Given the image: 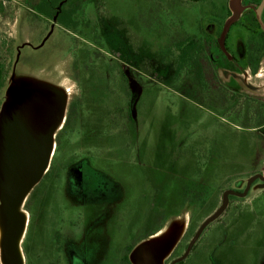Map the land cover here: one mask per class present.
I'll use <instances>...</instances> for the list:
<instances>
[{
	"label": "rangeland",
	"instance_id": "374dc122",
	"mask_svg": "<svg viewBox=\"0 0 264 264\" xmlns=\"http://www.w3.org/2000/svg\"><path fill=\"white\" fill-rule=\"evenodd\" d=\"M236 1L244 6L254 0ZM234 4L0 0V112L12 91L24 86L54 89L64 100L46 173L53 164L68 167L31 199L45 173L22 200L23 264L30 262L28 254L32 264H72L73 253L83 264H127L129 245L135 246L131 263L146 264L138 251L161 240L170 244L168 260L180 257L228 190L235 194L186 262L264 264V59L256 74L248 64L239 71L215 46L221 86L241 101L231 102L224 91L213 94V76L203 60V68L191 63L168 81L178 45L204 34H214L218 43L227 6L237 12ZM247 39L248 32L234 25L224 43L244 61ZM127 75L142 90L134 119ZM201 77L204 87L196 81ZM176 161L188 167H174ZM83 164L98 181L86 191L79 184ZM152 177L162 185L153 205L144 197ZM0 223L5 226L1 215ZM180 240L182 248L173 254ZM0 264H6L1 243Z\"/></svg>",
	"mask_w": 264,
	"mask_h": 264
},
{
	"label": "water",
	"instance_id": "95a60500",
	"mask_svg": "<svg viewBox=\"0 0 264 264\" xmlns=\"http://www.w3.org/2000/svg\"><path fill=\"white\" fill-rule=\"evenodd\" d=\"M235 0L234 8L239 12ZM264 7V0L259 9ZM262 27L264 24L261 21ZM236 12L225 25L222 41ZM64 108L61 93L41 86H24L12 91L0 113V215L4 231L0 239L3 259L6 264H23V254L18 238L25 226V214L19 211L27 192L36 185L48 169L53 148L54 126ZM230 191L224 194L220 208L198 229L190 242L185 257L204 229L216 220L228 206ZM170 244L146 243L138 254L146 264H163Z\"/></svg>",
	"mask_w": 264,
	"mask_h": 264
},
{
	"label": "flooded vegetation",
	"instance_id": "af4514ba",
	"mask_svg": "<svg viewBox=\"0 0 264 264\" xmlns=\"http://www.w3.org/2000/svg\"><path fill=\"white\" fill-rule=\"evenodd\" d=\"M262 1L263 0H254L251 3V5L246 4L244 6H240L239 4H237V6L239 7L240 10H239V12H236L237 18L230 26V28H231L232 26L237 25V26L244 28L248 32V39L246 41L247 52H246V55L244 56L245 57L244 61H242V59H240V57L237 55L235 50H233L232 48L229 47L227 42L224 43L225 42L224 39L227 38V35H228L230 28H229L227 34L225 35V37L222 41L223 31H224L225 25L227 24L226 20L229 21V19L235 13V12L232 13V9L230 8V6H227L229 15L226 18V20L222 26V29L220 30L221 32H220V38L218 40V43L216 41L217 39H216V36H214V34L213 35L212 34H209V35L204 34L202 36V38L195 40V43H194V46H195L194 47V54H195V61L197 63V68L201 67V65L199 63L202 62V60L204 62L206 61L204 64H206L207 67L209 68V71H211V75L213 76V81L214 80L217 81L216 77L218 78L219 87L217 88V91H216V87L211 86L212 92L215 93V91L218 92L220 90H221V92L224 91L225 92L224 94H229L231 96V99H232L231 102H236L238 100L241 101L243 99L240 96L232 97L233 94H231L232 93L231 90L225 85L221 86V83H222L221 82V76H222L223 72L220 70L221 69L220 63L218 61L219 55L218 54L215 55L214 48H215V46H217V44H219L218 48L220 50V53H222L227 58L228 61L232 62L235 66H237L239 71H242L244 69V67H245L244 64H248V68L250 69L251 73L254 72L253 70L255 68H258V65L260 66L261 63L263 62V59H264V34L261 33V30L264 32V28L262 27L261 22H260L259 17H258V14H260V17H261L260 19L264 24V7L261 9V11L259 13V9H260V6L262 4ZM256 20H257L258 24L260 25V28H261L260 30L257 27H255V21ZM226 68H228L226 66V64L223 65V69H226ZM229 71L234 72L231 70H229ZM254 73L256 74V72H254ZM237 74H240V73H237ZM238 95H241V94H238ZM227 99L231 100L229 97ZM2 107H3V105H2ZM228 191H230V194H229V200H230V196L234 195L235 192L233 190H228ZM244 194H245V192H244ZM185 235L186 234H184V237H185ZM190 242L188 243L186 250H188ZM182 245H183V241L180 240V242L177 244V247L175 248L176 250H174L172 253L174 254L175 251L179 250V248H182ZM193 246H192L191 250L194 248ZM191 250L189 251V253L185 257H183V256L186 254V252L182 253V255L180 257L171 258V260H168V256H169L168 255L167 257L164 258L163 264H189L188 262H186V259H188V256H189Z\"/></svg>",
	"mask_w": 264,
	"mask_h": 264
},
{
	"label": "trees",
	"instance_id": "16d2710c",
	"mask_svg": "<svg viewBox=\"0 0 264 264\" xmlns=\"http://www.w3.org/2000/svg\"><path fill=\"white\" fill-rule=\"evenodd\" d=\"M70 14V13H69ZM255 27H257L259 30L261 29L260 28V25L258 24V22H257V20L255 21ZM221 30V29H220ZM261 33L262 34H264V32L261 30ZM209 38V37H208ZM207 39V38H206ZM194 43H195V40L193 41V40H191L190 38L188 39V40H185V41H183L182 43H180V45H178V48L180 49V51H179V54H174V56H176V58H177V60H175V67H174V74L172 75V76H169L168 77V81H170V83H172V80H174L175 78H178V76L180 77V74H181V72L183 71V69H184V67L185 66H189L191 63H196V61H195V54H194ZM202 47V46H201ZM173 56V57H174ZM175 58V57H174ZM202 67V66H201ZM200 67V68H201ZM203 68V67H202ZM257 68H255V70H256ZM3 65L2 64H0V87H2V85H3V83H4V77H3ZM201 73V72H200ZM200 76V75H199ZM126 78V90H128V96L130 97V99H129V101H128V107H129V110H130V116H131V118L132 119H134V116H135V114H136V111H137V109H138V107H137V104H138V99L140 98V96H141V87H140V85H139V83L138 82H136V81H134L133 80V78L132 77H130V76H126L125 77ZM216 79H217V81H213V79H210V81H211V86L213 87V86H215L216 87V91H217V88L219 87V81H218V78L216 77ZM202 77H201V79L200 78H197L196 79V81H198V83L200 84L199 86H201V87H204L203 85H205L202 81ZM210 86V85H209ZM215 91V93H213L214 95H216V96H219V92H221V90L220 91H218V92H216ZM74 113H75V104L73 103L72 105H71V107H70V110H69V115L67 116V119H66V121H65V124H64V127H68L69 126V124H70V122H71V119H72V116L74 115ZM262 115H264V111H263V113H262ZM264 117V116H263ZM264 119V118H263ZM263 122V121H262ZM262 122H261V124H262ZM262 125H264V123L262 124ZM264 129V128H263ZM60 144V143H59ZM186 163H184V165H185ZM187 165V166H186ZM185 165V167L184 166H182V165H180L177 161H176V165H173L174 167H180V168H182V169H184V168H187L188 167V163ZM68 166H66V165H64V166H62V168L61 167H56L54 164L50 167V169L48 170V172L46 173V175H45V178L42 180V182L40 183V185L36 188V190L33 192V194H32V197H31V199L38 193V192H40V190L44 187V185H47V184H49L51 181H52V179H53V176H54V174H56V173H58L59 172V170H63V169H65V168H67ZM80 167V185L82 186V189H84L85 191H86V189H88L89 188V186H90V184H92L93 182H95L94 183V185L96 186V183L98 182L97 181V177H96V175H97V173L94 171V172H91V170H89V169H86V165H84L83 164V166H79ZM170 167V166H169ZM169 170L170 169H173V172H174V170H178V169H175V168H173V167H170V168H168ZM167 169V170H168ZM98 171V170H97ZM162 173V172H161ZM164 173H167V172H164ZM179 173V172H178ZM112 174H114V173H112ZM166 175V174H165ZM164 175V176H165ZM163 176V175H162ZM155 177H157V175H155ZM155 177H152V182H153V184L155 185V186H152L153 184H151L150 185V187H147V192H146V194H145V198L147 199V201H150V204H152L153 205V201H152V198H153V200H155V196H157L158 194H159V192H156V188L158 187V188H162V185H161V183L159 182H156L155 181ZM167 177H168V174H167ZM166 177V178H167ZM166 178H163V179H165L166 180ZM163 182H165L164 183V185H166V181H162V183ZM169 185V184H168ZM143 190V189H142ZM149 190L152 192V194L149 192ZM159 196V195H158ZM152 205L150 206L149 205V207L152 209ZM152 211V210H151ZM146 224H148V225H152V223H147L146 222ZM162 228V227H161ZM161 228H158L157 230H153V231H151L149 234H147V236L146 237H148V236H151V235H153L154 233H156V232H158ZM30 229H31V226H30ZM55 234H56V237H57V239L60 237L59 236V231L58 230H56L55 231ZM134 247L135 246H133V245H129L128 247H127V253H126V255L124 256V259H125V261L127 262V264H132L131 263V261L129 260V254L133 251V249H134ZM26 250H27V247H26ZM29 252H28V250H27V254H28ZM28 256V258H29V261L31 262H28V264H32V261L30 260V256H29V254L27 255ZM71 258H72V264H77V262H78V264H83V260H82V258L77 254V253H73L72 254V256H71ZM41 259V258H40ZM38 260L39 259H35L34 261H37L38 262Z\"/></svg>",
	"mask_w": 264,
	"mask_h": 264
},
{
	"label": "bare ground",
	"instance_id": "6f19581e",
	"mask_svg": "<svg viewBox=\"0 0 264 264\" xmlns=\"http://www.w3.org/2000/svg\"><path fill=\"white\" fill-rule=\"evenodd\" d=\"M3 231H4V227H3V225L0 223V237H2V235H3ZM23 235H24V228H23V230H22V232H21V234L19 235V238H18V242H19V248L21 249V246H20V243H21V240H22V237H23ZM167 237V236H166ZM157 240V239H156ZM165 240H161V241H156V242H149V243H151V244H156V243H160V242H164ZM21 253H22V251H21Z\"/></svg>",
	"mask_w": 264,
	"mask_h": 264
}]
</instances>
